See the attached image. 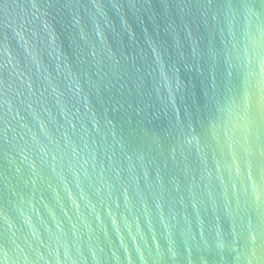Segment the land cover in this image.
Listing matches in <instances>:
<instances>
[{
	"label": "water",
	"instance_id": "1",
	"mask_svg": "<svg viewBox=\"0 0 264 264\" xmlns=\"http://www.w3.org/2000/svg\"><path fill=\"white\" fill-rule=\"evenodd\" d=\"M0 264H264V0H0Z\"/></svg>",
	"mask_w": 264,
	"mask_h": 264
}]
</instances>
